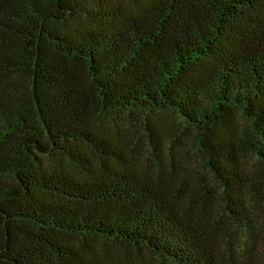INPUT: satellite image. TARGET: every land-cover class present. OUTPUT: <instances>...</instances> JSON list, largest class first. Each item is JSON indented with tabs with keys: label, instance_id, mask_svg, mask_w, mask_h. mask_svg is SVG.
I'll return each instance as SVG.
<instances>
[{
	"label": "trees",
	"instance_id": "16d2710c",
	"mask_svg": "<svg viewBox=\"0 0 264 264\" xmlns=\"http://www.w3.org/2000/svg\"><path fill=\"white\" fill-rule=\"evenodd\" d=\"M0 264H264V0H0Z\"/></svg>",
	"mask_w": 264,
	"mask_h": 264
}]
</instances>
